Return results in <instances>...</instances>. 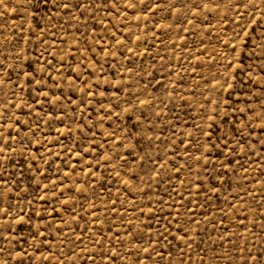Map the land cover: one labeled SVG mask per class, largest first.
<instances>
[{
	"label": "rangeland",
	"instance_id": "374dc122",
	"mask_svg": "<svg viewBox=\"0 0 264 264\" xmlns=\"http://www.w3.org/2000/svg\"><path fill=\"white\" fill-rule=\"evenodd\" d=\"M0 264H264V0H0Z\"/></svg>",
	"mask_w": 264,
	"mask_h": 264
},
{
	"label": "snow or ice",
	"instance_id": "6c2138e0",
	"mask_svg": "<svg viewBox=\"0 0 264 264\" xmlns=\"http://www.w3.org/2000/svg\"><path fill=\"white\" fill-rule=\"evenodd\" d=\"M43 3L48 4V3H54V2H59V0H42ZM63 7L67 8L68 5L65 3L62 5Z\"/></svg>",
	"mask_w": 264,
	"mask_h": 264
}]
</instances>
